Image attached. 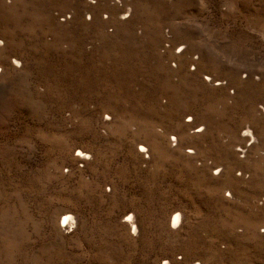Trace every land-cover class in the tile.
Segmentation results:
<instances>
[{
    "label": "rangeland",
    "instance_id": "1",
    "mask_svg": "<svg viewBox=\"0 0 264 264\" xmlns=\"http://www.w3.org/2000/svg\"><path fill=\"white\" fill-rule=\"evenodd\" d=\"M0 264H264V0H0Z\"/></svg>",
    "mask_w": 264,
    "mask_h": 264
},
{
    "label": "bare ground",
    "instance_id": "2",
    "mask_svg": "<svg viewBox=\"0 0 264 264\" xmlns=\"http://www.w3.org/2000/svg\"><path fill=\"white\" fill-rule=\"evenodd\" d=\"M174 142V141H173ZM81 157H84V155L83 156H81ZM57 218H58V220L59 221H61V224H62V226L61 227H63V228H65V229H69V228H71V224H73V216L71 217L68 213H66L65 211H62L61 213H59L58 215H57ZM131 218V217H130ZM130 218H129V220H130ZM171 224L173 223V224H175L176 222H177V215H174L173 217H172V219H171ZM179 221V220H178ZM172 224V225H173ZM174 226H176V225H174ZM131 231H135L136 229H135V226H133L132 224H131ZM70 231V230H69Z\"/></svg>",
    "mask_w": 264,
    "mask_h": 264
}]
</instances>
